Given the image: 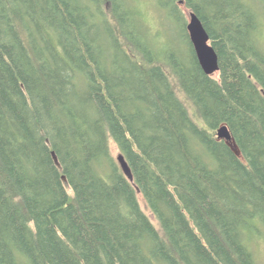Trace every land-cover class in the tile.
<instances>
[{
	"label": "trees",
	"instance_id": "16d2710c",
	"mask_svg": "<svg viewBox=\"0 0 264 264\" xmlns=\"http://www.w3.org/2000/svg\"><path fill=\"white\" fill-rule=\"evenodd\" d=\"M263 2L155 0L174 51L149 0H0V264H260Z\"/></svg>",
	"mask_w": 264,
	"mask_h": 264
},
{
	"label": "rangeland",
	"instance_id": "374dc122",
	"mask_svg": "<svg viewBox=\"0 0 264 264\" xmlns=\"http://www.w3.org/2000/svg\"><path fill=\"white\" fill-rule=\"evenodd\" d=\"M146 1V0H145ZM154 3V21L149 23L151 35H157L159 42L162 45V48H167L174 51H189L183 47L181 49L180 44L182 43V37L180 38V34L182 33V24L177 22L173 18H168L166 16L165 11H159L156 8L155 0H149V5H146V9L151 10L150 4L153 7ZM260 7H264V2L261 3ZM181 9L184 12L186 23L189 22V10L186 9L183 5H181ZM264 29V28H263ZM264 36V30H263ZM264 40V38H263ZM214 77H217V73L213 74ZM192 112V111H191ZM110 150L113 157L116 159L118 154L120 153L117 146L111 141L110 142ZM117 160V159H116ZM141 207L152 220V222L157 225V221L155 220L153 214L149 211V209L145 205V201L143 200L142 195H138ZM253 250L254 253L259 260L260 264H264V236L257 238L253 241Z\"/></svg>",
	"mask_w": 264,
	"mask_h": 264
},
{
	"label": "water",
	"instance_id": "95a60500",
	"mask_svg": "<svg viewBox=\"0 0 264 264\" xmlns=\"http://www.w3.org/2000/svg\"><path fill=\"white\" fill-rule=\"evenodd\" d=\"M188 14L189 22H187V31L199 64L206 74L213 75L218 71L217 55L209 43V37L198 16L193 11H189ZM216 133L220 139L227 141L231 139L226 125L220 126ZM116 159L124 175L132 181L133 177L123 154L119 153Z\"/></svg>",
	"mask_w": 264,
	"mask_h": 264
}]
</instances>
